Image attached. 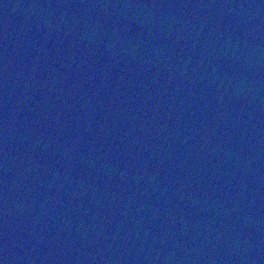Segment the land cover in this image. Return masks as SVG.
<instances>
[{"label": "water", "instance_id": "95a60500", "mask_svg": "<svg viewBox=\"0 0 264 264\" xmlns=\"http://www.w3.org/2000/svg\"><path fill=\"white\" fill-rule=\"evenodd\" d=\"M0 264H264V0H0Z\"/></svg>", "mask_w": 264, "mask_h": 264}]
</instances>
